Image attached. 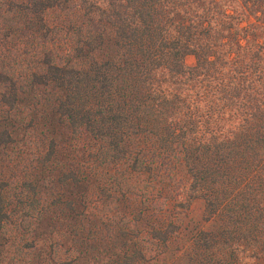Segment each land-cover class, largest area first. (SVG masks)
Wrapping results in <instances>:
<instances>
[{
	"label": "trees",
	"instance_id": "obj_1",
	"mask_svg": "<svg viewBox=\"0 0 264 264\" xmlns=\"http://www.w3.org/2000/svg\"><path fill=\"white\" fill-rule=\"evenodd\" d=\"M0 264H264V0H0Z\"/></svg>",
	"mask_w": 264,
	"mask_h": 264
},
{
	"label": "rangeland",
	"instance_id": "obj_2",
	"mask_svg": "<svg viewBox=\"0 0 264 264\" xmlns=\"http://www.w3.org/2000/svg\"><path fill=\"white\" fill-rule=\"evenodd\" d=\"M195 62L192 56L186 58V63L188 65H193ZM202 213H203V203L201 201H195L191 206V211L189 214L188 226H204L202 222Z\"/></svg>",
	"mask_w": 264,
	"mask_h": 264
}]
</instances>
